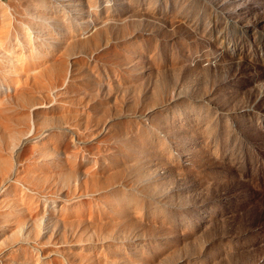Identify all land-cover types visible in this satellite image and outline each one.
Returning a JSON list of instances; mask_svg holds the SVG:
<instances>
[{"label":"rangeland","instance_id":"1","mask_svg":"<svg viewBox=\"0 0 264 264\" xmlns=\"http://www.w3.org/2000/svg\"><path fill=\"white\" fill-rule=\"evenodd\" d=\"M0 264H264V0H0Z\"/></svg>","mask_w":264,"mask_h":264}]
</instances>
